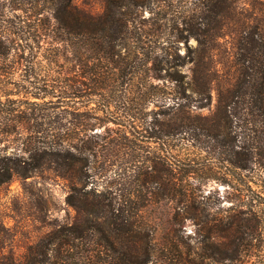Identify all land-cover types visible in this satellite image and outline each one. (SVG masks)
Returning <instances> with one entry per match:
<instances>
[{
	"label": "trees",
	"instance_id": "1",
	"mask_svg": "<svg viewBox=\"0 0 264 264\" xmlns=\"http://www.w3.org/2000/svg\"><path fill=\"white\" fill-rule=\"evenodd\" d=\"M21 1L30 5L37 2ZM46 1L54 11L59 33L55 37L65 42L63 52L45 54L47 59L44 61L35 59L33 47L46 29L41 19L29 30L7 28L6 33H0V75L5 72L11 79L14 68L19 66L29 71L23 79L28 83L12 82L14 86L8 87L6 82L11 81L0 80V184L14 176L27 178L44 169L51 170L67 176L73 191L79 192L68 193L67 202L77 210L90 212L93 217L83 220L76 217L68 224L56 225L30 246L22 258L0 252V264H143L150 255L151 242L150 231L139 214L137 198L142 200L143 196L135 195L136 200L131 198L133 201L130 199L126 208H117L109 193L82 192L76 187L100 154L98 145L108 148L107 159L117 160L122 154H130L132 161H139V155L129 149L142 147L126 132L114 130L116 135L113 136L108 126L100 143L93 134H82V127L86 131L92 129L94 120L104 125L109 121L120 123L116 118L118 111L111 109L115 104L131 118L142 119L145 131L139 135L145 140L181 132H189L191 139L202 141L197 133L216 137L219 142L235 138L242 150L234 163L245 170L249 153H256L260 158L259 167L264 171V18L250 14L242 19L236 12L238 0H199L202 13L193 12L183 17L177 38L187 47L183 57L188 56L192 62L185 86L204 97L209 92L210 82L217 79L214 66L205 59L212 58L215 40L221 35L217 29L221 26L228 30L223 34L228 33L233 38L237 76L225 91L217 84L218 101L212 115L192 114L183 109L182 102H177L175 122H156V130L142 116V104L151 101L150 95H153L149 88L141 87L145 82L136 80L140 87L135 92L141 107L130 104L134 102L130 96L134 94L132 88H122L123 84L135 85L133 78L139 74L140 67L133 61L142 47L139 48L138 39L130 33L128 26L135 23L134 8L142 6L145 0H105L99 14L78 8L72 0ZM34 12L39 11L35 9ZM190 36L197 40L194 47L188 44ZM60 54L65 57L62 62L57 59ZM43 64L56 65L66 72L59 80L48 78L40 83L34 80L33 73ZM49 70L45 76H50ZM181 74L174 76V80L177 81ZM156 75L172 79L167 73ZM160 89L161 95L165 96L166 89ZM180 91L184 92L182 85ZM13 94L32 98H13ZM96 94L102 102L103 114L100 116L88 107ZM54 96L57 99H53ZM43 97L48 100L38 102L37 99ZM79 98L83 99L86 109L77 106ZM22 123H26L28 130L25 134L18 130ZM232 125L238 131L235 136L228 135ZM132 130L134 134V127ZM15 141L20 145V154L8 150L9 144ZM140 179L141 183H147L150 174H144Z\"/></svg>",
	"mask_w": 264,
	"mask_h": 264
},
{
	"label": "rangeland",
	"instance_id": "2",
	"mask_svg": "<svg viewBox=\"0 0 264 264\" xmlns=\"http://www.w3.org/2000/svg\"><path fill=\"white\" fill-rule=\"evenodd\" d=\"M72 2L93 14L101 13L105 4V0ZM33 4L21 0H0V33H6L7 28L29 30L30 26L44 22V34L33 47L35 59L44 61L47 59L45 54L63 52L65 42L55 37L59 33L49 2L37 0ZM199 4V0H145L142 6L134 8L135 23H129L128 27L138 39L139 48L142 47L133 61L140 69L133 78L135 85L123 84L122 88H132L134 94L130 96L134 102L129 103H135L137 107L141 104L135 92L140 87L136 80L144 81L141 87L153 92L151 101L142 104V116L153 129H158L160 121L175 122L177 102H182L183 109L192 114L212 115L218 101L217 84L225 91L237 76L233 38L228 33L223 34L228 30L221 26L217 29L221 35L215 40L212 58L205 59L214 66L217 79L210 82L209 92L204 97L186 88L185 81L190 77L192 62L188 56L183 57L187 47L177 38L183 26L182 18L193 12L202 13ZM35 9L39 12L35 13ZM236 12L242 19L250 14L264 18V0H238ZM188 44L194 47L196 38L190 36ZM121 50L126 51L124 48ZM14 52L16 50L12 51L13 55ZM57 59L62 62L65 57L60 54ZM48 68L51 69L48 71L50 76H45ZM25 69L28 68H14L11 79L4 72L0 80L11 81L6 82L8 87L14 86L12 82H27L23 80L29 72ZM35 72L34 80L43 83L42 80L48 78L59 80L66 70L43 64L37 66ZM166 73L172 79L156 75ZM178 73L182 74L176 81L174 76ZM181 85L184 92H179ZM161 87L167 91L165 96L160 93ZM57 93L58 89L55 95ZM12 97L26 99L15 94ZM37 100L42 103L48 97ZM162 102L166 103L160 105ZM77 106L81 110L86 109L82 98H79ZM88 107L97 116L103 114L97 94L93 95ZM111 109L118 111L116 118L120 123L109 121L104 125L94 120L92 129L86 131L82 127V134H93L102 143L107 126L113 136L116 135L114 130L126 132L142 147L129 149V152L139 155V161H132L130 154H122L117 160L107 159L108 148L98 145L96 148L100 154L91 162L84 179L76 187L82 192L109 193L117 208H126L131 198L136 200L137 195L143 196L142 200L137 198L139 214L151 234L150 255L143 264H264V171L259 167V156L249 153L246 160L248 168L244 170L234 163L242 150L235 138L219 142L216 137L197 133L202 141L191 139L189 132H181L145 140L139 135L145 131L142 119L131 118L118 110L115 104ZM25 124H19L18 129L24 134L28 132ZM133 127L134 134L131 133ZM230 129L228 135L235 136L238 131L234 125ZM9 145L8 150L21 153L18 142ZM147 173L150 181L141 183L140 178ZM70 192L79 194L73 191L67 176L57 175L48 169L27 178L14 176L0 184V252L22 258L30 246L44 238L56 225L68 224L76 217L79 220L91 219L90 212L77 210L67 202L66 196Z\"/></svg>",
	"mask_w": 264,
	"mask_h": 264
}]
</instances>
